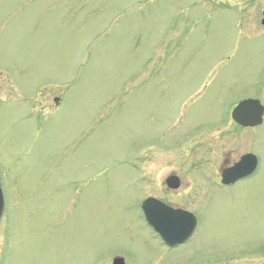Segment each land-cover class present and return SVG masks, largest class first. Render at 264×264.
Wrapping results in <instances>:
<instances>
[{
  "label": "rangeland",
  "instance_id": "1",
  "mask_svg": "<svg viewBox=\"0 0 264 264\" xmlns=\"http://www.w3.org/2000/svg\"><path fill=\"white\" fill-rule=\"evenodd\" d=\"M263 11L0 0V264H264V124L229 118L264 88ZM250 149L255 176L222 186L225 157ZM147 198L192 212L194 235L167 247Z\"/></svg>",
  "mask_w": 264,
  "mask_h": 264
},
{
  "label": "water",
  "instance_id": "2",
  "mask_svg": "<svg viewBox=\"0 0 264 264\" xmlns=\"http://www.w3.org/2000/svg\"><path fill=\"white\" fill-rule=\"evenodd\" d=\"M264 24V21H263ZM263 108L257 101H244L234 110L233 119L244 127H253L262 123ZM256 168V159L246 156L235 167L226 171L223 175V183L231 184L251 174ZM168 187L178 189L180 180L177 177L167 179ZM4 196L0 178V220L4 213ZM142 210L147 223L169 246L176 247L185 243L194 233L196 217L181 209H172L160 201L150 198L143 205ZM114 264H124L122 259H116Z\"/></svg>",
  "mask_w": 264,
  "mask_h": 264
},
{
  "label": "flooded vegetation",
  "instance_id": "3",
  "mask_svg": "<svg viewBox=\"0 0 264 264\" xmlns=\"http://www.w3.org/2000/svg\"><path fill=\"white\" fill-rule=\"evenodd\" d=\"M250 98H252V99H256V100H259L260 103H261V105L263 106V124H264V88L261 89V91H260V93L258 94V97H257V98H255V97H250ZM229 118H230V117H229ZM230 120L232 121L231 118H230ZM222 124H223V123H222ZM222 124H221V125H222ZM233 124H235L238 128H241V129L244 128V127H242L241 125L236 124L235 122H233ZM263 124L260 125V126H258V127L244 128V129H252L253 131H255V130H257L259 127L263 126ZM250 150H251L250 152H246L245 154L240 155L239 157H237V158L234 159L233 161H231V158H230V155H231V154H228V155L225 157L226 159H225V160L223 161V163H222V167H220V170H219V174H218V176H219V178H220V182H221V181H222V176L224 175V172L227 171L228 169L232 168V167L235 166L236 164H238V163L243 159V157H245V156L256 157L258 163H257V167H256L255 171H254L252 174L248 175L249 177H247L246 179L240 180V181L236 182V183L233 184V185L224 186V185H222V183H221L222 186H224L225 188H228V187H231V186H235V185L238 184L239 182H243V181H245V180L250 179V177L255 176V174L257 173V171H258V169H259V167H260V157H259V155H258L255 151H253L252 149H250ZM167 205H168V204H167ZM169 206H170V205H169ZM171 207H172V206H171Z\"/></svg>",
  "mask_w": 264,
  "mask_h": 264
}]
</instances>
